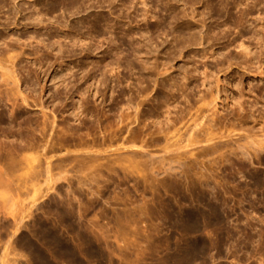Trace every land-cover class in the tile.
Here are the masks:
<instances>
[{"label":"rangeland","instance_id":"obj_1","mask_svg":"<svg viewBox=\"0 0 264 264\" xmlns=\"http://www.w3.org/2000/svg\"><path fill=\"white\" fill-rule=\"evenodd\" d=\"M68 1L0 0V60L14 58L29 104L22 115L45 113L59 129L81 106L76 112L86 122L94 118L85 106L109 118L115 109L130 117L141 112L148 113V132L156 119L155 127L180 117L189 100L220 85L205 116L219 111L213 116L219 124L211 121L220 125L214 137L224 136L230 147H140L139 141L130 147L120 138L110 147L26 152L7 186L0 183V264H264V149L235 147L264 125V0ZM252 55L258 66L251 72ZM191 82L193 98L178 90ZM238 91L245 112L232 104ZM194 110L175 125L179 134L171 133L181 137L171 140L186 145L182 135L191 133ZM136 124L120 137L138 132ZM161 160L170 169L166 164L162 172ZM47 165L52 180L41 172Z\"/></svg>","mask_w":264,"mask_h":264},{"label":"bare ground","instance_id":"obj_2","mask_svg":"<svg viewBox=\"0 0 264 264\" xmlns=\"http://www.w3.org/2000/svg\"><path fill=\"white\" fill-rule=\"evenodd\" d=\"M66 1V0H65ZM70 1V0H69ZM69 1H68V4H69ZM72 2V1H71ZM62 3V2H61ZM67 3V2H66ZM64 5V4H63ZM62 5V6H63ZM242 13V12H241ZM244 15V14H243ZM241 16V15H240ZM240 25H242V22H240ZM246 26V25H245ZM244 26V27H245ZM75 28H77V27H75ZM80 28V27H79ZM78 30V29H77ZM220 34V33H219ZM225 36V35H224ZM206 37V36H205ZM204 37V38H205ZM60 38V37H59ZM58 38V39H59ZM206 38H208V37H206ZM225 38V37H224ZM223 39V38H222ZM209 40V39H208ZM54 45V44H53ZM178 45V44H177ZM62 46V45H61ZM180 46V45H179ZM224 46V45H223ZM239 46V45H238ZM10 47V46H9ZM242 47V46H241ZM61 48V47H60ZM245 48V47H244ZM63 49H65V48H63ZM221 49V48H220ZM225 49V48H224ZM227 49V48H226ZM9 50V49H8ZM11 50H13V48L11 49ZM59 49H57V51H58ZM173 50H175V49H173ZM172 50V51H173ZM179 51H181L180 49H178ZM242 50V49H241ZM65 51V50H64ZM63 51V52H64ZM75 51V50H74ZM133 51V50H132ZM132 51H131V53H132ZM221 51V50H220ZM225 51V50H224ZM224 51H221V52H224ZM227 52H228V49L226 50ZM246 51V50H245ZM59 52V51H58ZM62 52V51H61ZM218 52V51H217ZM248 52V51H247ZM246 52V55L247 54H249V53H247ZM2 53V52H1ZM60 53V52H59ZM130 53V54H131ZM134 53V52H133ZM132 53V54H133ZM226 53V52H225ZM242 53V52H241ZM135 54V53H134ZM140 54V53H139ZM138 54V55H139ZM216 54V53H215ZM214 54V55H215ZM218 54V53H217ZM223 54V53H222ZM222 54H220L221 56H222ZM74 55V54H73ZM228 55V54H227ZM244 55H245V53H244ZM251 55V54H250ZM15 56V55H14ZM136 56V55H135ZM211 56V55H210ZM217 56H219V55H217ZM226 55H224V57H225ZM169 57V56H168ZM213 57H215V56H213ZM250 58H249V63H248V65L246 66L247 68H248V70L249 71H251V68L252 69H254L253 68V66L252 65H254L255 63H256V61H254V60H256L257 59V57L256 56H249ZM146 58V57H145ZM223 58V57H222ZM221 58V59H222ZM7 59V58H6ZM13 57H10L9 59H7L6 61H2V60H0V69H1V72H0V85L1 86H3V87H5V91H0V183L2 184H4V183H6V181H7V179L6 178H8V177H11L12 176V174L18 169V168H20L19 166H20V164H21V161L23 160V158H24V154L26 153V152H28V151H39V150H41V151H45L44 153H49L50 151H53L56 147L58 148V147H78V148H87V149H89V148H93V147H110L111 145H112V143H115V141L117 142V141H119L120 142V140H121V142L122 141H124V144L126 143V142H131V145H132V143H136L137 141H139L138 143L139 144H137L136 146H142L143 147V144L144 145H146V143H149V142H151L152 144H150V145H153V144H156V145H161V144H163V145H161V147H192V146H195V145H197L196 143H200L201 142V146L202 147H211V148H213V147H230V143L228 142V141H222L223 140V138H224V136H218L219 138H215L214 136H216L217 135V133H215V131H216V129H215V126L217 125V124H219V123H217L218 122V120L217 119H214V115H216V114H218L219 113V111H218V113H217V111L215 110L214 112H212L211 114H209L208 116H205V111H208V106H211V105H213L215 102H216V100H217V94L218 93H220V90L218 89L219 88V86L218 85H215V87H213L212 86V84H208L209 85V88L208 89H206V91L203 93V94H200V95H197V96H195L194 94H196L193 90H194V88H192V87H195V85L193 84V83H195V82H191L193 85H190V87L189 86H187L186 84H184L183 83V86H180L179 88H178V90L180 91H182V92H186V93H188V92H194L193 94H191L190 93V95H192V98L195 96L196 98H193V101H190L189 100V108H188V110L187 109H185L186 110V112L184 111V114L186 115V117H188L187 116V114L189 113V115H190V111L191 110H193V109H195L194 110V114H196L195 116H196V119L193 121V128H192V130H191V133L189 134V133H187L188 131H189V129H188V131L186 132V134L188 135V137H187V135H184V133H183V135L182 134H180V135H182L183 136V138H184V136H186V140H185V142H186V145L185 144H180V143H178L177 141L176 142H174L173 140H171V138H170V136H171V133L173 132V130H174V132H177L178 134H179V129H177V128H175L176 126V124H180V122H183L184 120L186 121V119H184V117H185V115L183 114L182 115V113L179 115L180 117H176L175 118V116L173 117V118H175V119H173L172 118V120L170 121L168 118H166V120H168V121H166V122H159V125L157 126V127H155V125H156V122H157V124H158V119H156V122L155 121H153V123H155V125L153 124L152 125V127H153V129L155 128V130H151L150 128L149 129H146V130H148V132H144V128H146V127H150V125H148V126H146V124H144V123H146V122H144V119H143V117H145V114H148V113H145V114H142L141 112H135L136 114H134V116H132V117H130L131 115H128V114H125V111H124V113H122V111L120 110V111H118V113L116 112V109L115 108H112V109H115V111L114 110H112L111 108H109L108 110L109 111H107V112H111V110L112 111H114V112H116L117 114H119L118 116H117V114L116 113H112V114H110V115H113L114 114V116L112 117V118H109L108 116H107V114H106V112H105V110H103V109H99V108H89V106L87 107V106H85V105H88L89 103L88 102H84V103H87V104H85L84 105V103L82 102V103H80V105H84L85 106V108L88 110H86L87 111V115H90L91 117H93L94 118V121H92V122H86V121H83V120H80L81 119V117H80V119H79V117H78V115H80V114H78L77 115V113H79L78 111L76 112V109L78 108H75V109H73V110H75L74 112H76V114L74 113V112H72V116H73V122L72 121H70L71 119H69V120H63V124H62V126H60V128L59 129H57V125L54 127L53 125H55L54 124V119L51 121H49V119L47 118L48 116H46V114L45 113H43L42 115H40L39 116V114H37L36 113V115L38 116V117H41V119H38V117H34V118H29V117H27L28 116V114L27 115H22V113H21V108L23 107V109L24 108H26V106H29V104L27 103V98L25 97V95H23V96H21L22 95V92H20V89H19V82H18V79L16 78V73H15V70H14V68H13V66H15V65H13V63H14V61H13ZM114 59V58H113ZM127 59V58H126ZM203 59V58H202ZM209 59V58H208ZM120 60V59H119ZM210 60V59H209ZM226 60V59H225ZM101 61V60H100ZM111 61H112V59H111ZM131 61H133V60H131ZM149 61V60H148ZM156 61V60H155ZM200 61V60H199ZM208 61V60H207ZM214 61H216V60H214ZM220 61V60H219ZM246 61V60H245ZM6 62H8V63H6ZM91 62V61H90ZM97 62V61H96ZM119 62V61H118ZM142 62V61H141ZM158 62V61H157ZM202 62H204L203 60H202ZM209 62V61H208ZM248 62V61H247ZM104 63V62H103ZM108 63V62H107ZM114 63V62H113ZM125 63V62H124ZM143 63V62H142ZM154 63V62H153ZM156 63V62H155ZM160 63H162V62H160ZM211 63V62H210ZM212 63H213V61H212ZM9 64V66H7ZM88 64V63H87ZM91 64H92V62H91ZM101 64V63H100ZM149 64V63H148ZM147 64V65H148ZM165 64V63H164ZM99 65V64H98ZM142 65H144V64H142ZM202 65V64H201ZM205 65V64H204ZM221 65V64H220ZM246 65V64H245ZM256 65H257V63H256ZM261 65V64H260ZM160 66V65H159ZM161 66H163V64L161 65ZM160 66V67H161ZM252 66V67H251ZM255 66V65H254ZM258 66V65H257ZM256 66V67H257ZM83 67V66H82ZM96 67V65L95 66H93V68H95ZM144 67V66H143ZM146 67V66H145ZM151 67V66H150ZM157 67V66H156ZM164 67V66H163ZM161 68V75H163L164 73H166L168 70L166 69V67L165 68ZM204 67V66H203ZM206 67V66H205ZM238 67V66H237ZM245 66H244V68H246ZM92 67L91 68H89L90 69V71H91V69H93ZM106 68V67H105ZM104 68V69H105ZM126 68V67H125ZM152 68V67H151ZM155 68V67H154ZM168 68H169V66H168ZM171 68V67H170ZM247 68L245 69V70H247ZM85 69V68H84ZM107 69V68H106ZM106 69H105V71H106ZM204 70V69H203ZM244 70V71H245ZM87 71L89 72V70L87 69ZM151 71V70H150ZM156 71V70H155ZM159 71H160V69H159ZM193 71V70H192ZM206 71V70H205ZM205 71H202V72H205ZM87 72V73H88ZM92 72V71H91ZM94 72H96V71H94ZM185 72V71H184ZM252 72V71H251ZM257 72H258V70H257ZM70 73V72H69ZM86 73V72H85ZM101 73V72H100ZM99 73V74H100ZM106 73V72H105ZM104 73V74H105ZM189 73V72H188ZM246 73V72H245ZM250 73V72H249ZM157 74V73H156ZM158 74H159V72H158ZM168 74V73H167ZM203 74V73H202ZM205 74V73H204ZM248 74V73H247ZM260 74V73H259ZM258 74V75H259ZM94 75H95V73H94ZM96 75H98L97 73H96ZM88 76V75H87ZM100 76H101V74H100ZM99 76V77H100ZM105 76V75H104ZM178 76V75H177ZM188 77H190L189 75H187ZM207 76V75H206ZM249 76V75H248ZM59 77V76H58ZM58 77H57V79H58ZM179 77H181V76H179ZM178 77V78H179ZM185 76H183V78H184ZM56 78V77H55ZM54 78V79H55ZM103 78H105V77H103ZM182 78V77H181ZM181 78H179V79H181ZM191 78V77H190ZM204 78H207V77H204ZM203 78V80H202V82L204 83V82H206V79H204ZM248 78H250L249 80H248V84H250V86H251V84H253L252 83V81H253V79L251 78V77H248ZM261 78V77H260ZM185 79V78H184ZM193 79V78H192ZM197 79V78H196ZM199 79H201V78H199ZM262 79V78H261ZM74 80V79H73ZM120 79H117V81H119ZM187 80V79H186ZM60 81V80H59ZM77 81H79V80H77ZM183 81V80H182ZM213 81V80H212ZM90 82V81H89ZM116 82V81H115ZM209 82V81H208ZM77 83V82H76ZM75 83V84H76ZM176 83V82H175ZM212 83V82H211ZM58 84H60V83H58ZM85 84V83H84ZM188 84H189V82H188ZM196 84V83H195ZM238 84V83H237ZM237 84H235V85H237ZM61 85V84H60ZM91 85V84H90ZM174 85V84H173ZM182 85V84H181ZM256 85V84H255ZM254 85V86H255ZM66 86V85H65ZM72 86H75V85H72ZM197 86V85H196ZM254 86H252V88H255ZM60 87V86H59ZM67 87V86H66ZM89 87V86H88ZM173 87V89H174V86H172ZM175 87V88H176ZM198 87V86H197ZM222 87V86H221ZM236 87V86H235ZM33 88V87H32ZM86 87H84V89H85ZM237 88V87H236ZM251 88V87H250ZM56 89V88H55ZM74 89V88H73ZM81 89V88H80ZM80 89H78V87H76V90L79 92V93H85V92H82V90H81V92L79 91ZM82 89H83V87H82ZM197 89V88H196ZM196 89H195V91H196ZM34 90V89H33ZM241 90V89H240ZM145 91V90H144ZM144 91L143 90H140V91H138V95L142 98L143 97V95L145 94L144 93ZM176 91H177V89H176ZM201 91V90H200ZM219 91V92H218ZM60 92V91H59ZM58 92V93H59ZM77 92V93H78ZM146 92V91H145ZM199 92V91H198ZM97 94L99 93V92H96ZM185 93V94H186ZM235 93V92H234ZM257 93V92H256ZM258 93H259V91H258ZM71 94V93H70ZM73 94V93H72ZM75 94V93H74ZM87 94V93H86ZM85 94V95H86ZM253 94V93H252ZM255 95V94H254ZM83 96V95H82ZM94 96V95H93ZM138 96V97H139ZM86 97V96H85ZM84 97V98H85ZM146 97V96H145ZM186 97H187V95H186ZM185 97V98H186ZM189 97V96H188ZM244 97V93L243 92H241V91H238L237 93H236V96L234 97V101H233V103L232 104H234V103H239L238 105L239 106H237L239 109H235V110H237V112L238 111H240V110H243V112H245L244 111V108H246V106L244 107V106H242V103H241V99ZM88 98V97H87ZM245 98H246V96H245ZM260 98V97H259ZM83 99V98H82ZM187 99V98H186ZM38 101V100H37ZM86 101V100H85ZM188 101V100H187ZM90 102V101H89ZM132 102V101H131ZM79 103V102H78ZM115 103V102H114ZM158 103V102H157ZM142 104L143 103H141L140 105L142 106ZM159 104V103H158ZM158 104H155V105H158ZM255 104V103H254ZM34 105V104H33ZM90 105V104H89ZM131 105V104H130ZM138 105H139V103H138ZM139 105V106H140ZM161 104H159V106H160ZM171 105V104H170ZM173 105V104H172ZM216 104H214V106H215ZM236 105V104H235ZM11 108V109H9V107ZM83 106V107H84ZM97 106V105H96ZM136 106V105H135ZM152 106H154V105H152ZM159 106H158V108H159ZM163 106V105H162ZM214 106H212V108L214 107ZM254 105H252V104H250V107L252 108ZM8 107V108H7ZM38 107V106H37ZM82 107V106H81ZM80 107V108H81ZM93 107V106H92ZM114 107V106H113ZM128 107H129V105H128ZM137 107V106H136ZM166 107H168V108H170L169 106H166ZM249 107V108H250ZM80 108H78L77 110H79ZM119 108V107H118ZM130 108H131V106H130ZM152 108V107H151ZM150 108V111L152 110ZM158 108H157V113H158ZM168 108H165V112L163 111V109H162V111L164 112L163 114H165V115H167L166 113V111H167V109ZM205 108H207V110L205 109ZM211 108V107H210ZM22 109V112H23V114L25 113V109L23 110ZM83 108H81V111L83 112V110H82ZM127 109V108H126ZM129 109V108H128ZM139 109V108H138ZM160 109H161V107H160ZM214 109H216V108H214ZM125 110V109H124ZM140 110V109H139ZM142 110V109H141ZM155 110V112H156V109H154ZM153 110V111H154ZM248 110V109H247ZM256 110V109H255ZM19 111V112H18ZM135 111H137V109L135 110ZM209 111H210V109H209ZM250 111H251V109H250ZM263 111V110H262ZM9 112V113H8ZM18 112V113H17ZM70 112V113H71ZM81 112V113H82ZM169 112V111H168ZM182 112H183V109H182ZM242 112V111H241ZM249 112V111H248ZM8 114V115H6V114ZM29 113V112H28ZM193 113V112H192ZM207 113V112H206ZM33 114H35V113H33ZM129 114H131V113H129ZM151 114H153V113H150V115H149V117L151 116ZM162 114V113H161ZM169 114V113H168ZM241 114V113H240ZM243 114V113H242ZM238 115L239 116V118H241V116H245V115H247L246 113H244L243 115ZM250 114H251V112H250ZM35 115V116H36ZM82 115V114H81ZM182 115V116H181ZM237 115V114H236ZM253 115V114H252ZM252 115H249V117L250 116H252ZM261 115V114H260ZM34 116V115H33ZM71 116V117H72ZM83 116V115H82ZM85 116V115H84ZM83 116V117H84ZM153 116V115H152ZM193 116L194 115H192L191 114V116H189V118L190 117H192L193 118ZM243 116V117H244ZM31 117V116H30ZM148 117V115H147V118H149ZM163 117V116H162ZM207 117V118H206ZM209 117V118H208ZM210 117H211V119H210ZM212 117H213V120H212ZM217 117V116H216ZM69 118V117H68ZM146 118V119H147ZM159 118V117H158ZM161 118V117H160ZM206 118L207 120L209 119V123H206V122H208L206 119V122H202V120H204V119ZM261 118V117H260ZM64 119V118H63ZM87 119H89V118H87ZM248 119V118H247ZM262 119V118H261ZM260 119V120H261ZM264 119V118H263ZM164 120V119H163ZM189 119H187V121H188ZM215 120H217V122L215 121ZM243 120H245L244 118H243ZM242 120V121H243ZM160 121H162V119L160 120ZM170 121V122H169ZM190 121V120H189ZM188 121V122H189ZM198 121V122H197ZM211 121L213 122H216V123H211ZM256 121V120H255ZM262 121V120H261ZM264 121V120H263ZM135 122H137V124H140V126L142 125V127L139 129L137 126V131L138 132H134V134H132V136L130 135V138H127V137H129V136H126V138L124 137V138H122L123 136V132L125 131V129H128V127H130V125L132 124V123H134L135 124ZM187 122V123H188ZM220 122V121H219ZM245 122V121H244ZM101 123H102V125H101ZM162 123H164V124H162ZM203 123V124H202ZM97 124V125H96ZM136 124V125H137ZM215 124V125H214ZM263 125V124H262ZM218 126V125H217ZM220 126V125H219ZM218 126V127H219ZM97 127H98V129H97ZM151 127V128H152ZM184 127V126H183ZM187 127V126H186ZM260 127H261V125H260ZM173 128H175V129H173ZM181 128V127H180ZM188 128V127H187ZM55 129H57V131L55 130ZM101 129V130H100ZM219 128H217V130H218ZM261 129V130H260ZM259 130H260V133H258V135L256 134V135H254V134H250V133H252V132H250L249 130V132L250 133H248L249 135H247V134H245V136L246 137H244V139L241 141L242 143H240V142H235L236 143V146L235 147H253V149H254V151L255 152H257V151H259V150H262V149H264V125H263V128H260ZM129 130H130V128H129ZM133 130V129H132ZM150 130V131H149ZM175 130H177V131H175ZM257 130V129H256ZM37 131V132H36ZM214 131V132H213ZM127 132V131H126ZM129 132V131H128ZM127 132V133H128ZM185 132V131H184ZM225 132V131H224ZM259 132V131H258ZM130 133H132V131L131 132H129V134ZM146 133V134H145ZM177 133H175V134H177ZM182 133V132H181ZM215 133V134H214ZM255 133V132H254ZM38 134V135H37ZM122 134V135H121ZM124 134H126V133H124ZM175 134H172V136L174 135L175 136ZM219 134H220V132H219ZM228 134H229V132H228ZM120 135L122 136V137H120ZM127 135V134H126ZM146 136H148V138L150 139L149 141H148V138L147 139H145V137ZM171 136V137H172ZM177 136V135H176ZM175 136V137H176ZM228 136V135H227ZM230 136V135H229ZM181 137V136H180ZM180 137H176V138H180ZM199 137H201V139L199 138ZM121 138V139H120ZM143 138H144V140H143ZM182 138V139H183ZM241 138V137H240ZM118 139V140H117ZM120 139V140H119ZM174 140H176L175 138H173ZM179 140V139H178ZM216 140H218V141H216ZM241 140V139H240ZM126 141V142H125ZM171 141H173L172 143H171ZM182 142L183 140H179V142ZM185 142H183V143H185ZM118 143V142H117ZM234 143V144H235ZM120 143H118V145H119ZM122 145H124L123 143H121ZM128 144H130V143H128ZM128 144H127V146H128ZM148 144V145H149ZM114 145H116V143L114 144ZM121 145V146H122ZM184 145V146H183ZM199 145V144H198ZM197 145V146H198ZM120 146V147H121ZM135 145H132V146H130V147H134ZM140 146V147H141ZM147 146V145H146ZM200 146V147H201ZM123 147V146H122ZM126 147V146H125ZM145 147V146H144ZM148 147V146H147ZM149 147H151V146H149ZM153 147V146H152ZM156 147V146H155ZM199 147V146H198ZM216 149V148H215ZM211 150V149H210ZM204 151V150H203ZM206 151V150H205ZM216 151V150H215ZM208 152V151H207ZM206 152V153H207ZM210 152V151H209ZM260 152V151H259ZM262 152H264V151H262ZM212 153H214V152H212ZM260 154V153H259ZM207 155V154H206ZM159 158V157H158ZM163 160H164V157H163ZM167 161H169L170 159H166ZM178 160V159H177ZM45 161V160H44ZM156 162H157V160H156ZM159 163V165H160V161H158ZM49 164L51 163V162H48ZM161 163H163V161L161 160ZM173 162H172V160H171V162L169 163V164H172ZM53 164V163H52ZM167 164V163H166ZM165 163H163L162 165H164V166H160V168L161 167H164V169L163 168H161L160 170L163 172V170L164 171H166L167 170V168L168 169H170V165H168V167H167V165H166ZM55 164H53V166H54ZM42 166V165H41ZM41 166H39V167H41ZM52 166V167H53ZM167 168H166V167ZM170 166V167H169ZM43 167H41L40 169H42ZM54 168V167H53ZM166 168V169H165ZM49 169H51L48 165L47 166H45L43 169H42V173L44 174V175H46V177H48L49 175L48 174H50V170ZM36 170V169H35ZM37 172H36V176L35 177H37L38 178V176L40 177H42V173L40 172V170H39V172H38V170H36ZM158 172H159V168H158V170H157ZM157 171H155V172H157ZM13 172V173H12ZM12 173V174H11ZM33 173H35V171L33 170ZM38 173V174H37ZM42 175H41V174ZM11 175V176H10ZM43 178V177H42ZM49 178H50V176H49ZM48 178V179H49ZM51 180H52V178H50ZM47 180V179H46ZM45 180V182L47 183L49 180H47L46 181ZM55 180V179H54ZM44 181V180H43ZM56 181V180H55ZM54 181V182H55ZM53 181H52V184L54 183ZM44 183V182H43ZM51 183V182H50ZM0 184V185H1ZM2 184V185H3ZM7 184V183H6ZM6 184H4V185H6ZM51 184V185H52ZM7 186V185H6ZM6 186H4V187H6ZM53 187V186H52ZM42 195H43V193H42ZM45 196V195H44ZM43 197V196H42ZM218 212V211H217ZM219 219H220V217H219ZM220 242H222V241H220ZM197 250V249H196ZM205 249L203 248V249H201V250H199V251H204ZM195 251V250H194ZM199 251H198V253H199ZM190 253V252H189ZM196 253V252H195ZM197 254V253H196ZM200 254V253H199ZM202 256V255H201ZM182 257V256H181ZM183 258V257H182Z\"/></svg>","mask_w":264,"mask_h":264}]
</instances>
